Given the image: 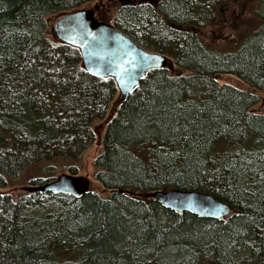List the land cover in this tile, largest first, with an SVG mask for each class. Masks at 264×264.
Returning <instances> with one entry per match:
<instances>
[{
	"label": "trees",
	"instance_id": "trees-1",
	"mask_svg": "<svg viewBox=\"0 0 264 264\" xmlns=\"http://www.w3.org/2000/svg\"><path fill=\"white\" fill-rule=\"evenodd\" d=\"M98 1L0 0V264H264V0L259 26L230 49L200 30L234 0H107L113 24L175 70H149L108 118L93 163L108 196L8 189L97 140L119 88L53 41L48 18ZM167 189L211 193L233 213L199 216L148 195Z\"/></svg>",
	"mask_w": 264,
	"mask_h": 264
},
{
	"label": "water",
	"instance_id": "water-1",
	"mask_svg": "<svg viewBox=\"0 0 264 264\" xmlns=\"http://www.w3.org/2000/svg\"><path fill=\"white\" fill-rule=\"evenodd\" d=\"M100 7L101 4L95 3L94 7L64 12L55 21L54 32L60 41L79 48L83 66L89 73L113 77L123 101L149 70L168 67L169 56L146 49L115 24L100 20L96 16ZM22 189L79 196L91 190V180L86 175L61 173L53 180ZM148 195L168 208L199 216L222 219L233 213L227 203L199 190L167 189Z\"/></svg>",
	"mask_w": 264,
	"mask_h": 264
},
{
	"label": "rangeland",
	"instance_id": "rangeland-1",
	"mask_svg": "<svg viewBox=\"0 0 264 264\" xmlns=\"http://www.w3.org/2000/svg\"><path fill=\"white\" fill-rule=\"evenodd\" d=\"M107 0H100V9H97L96 16L102 20L109 23H113L114 12L116 6H110L106 2ZM233 3L224 4L219 8L213 25H209L202 30H200V36L206 44L215 46L220 49H230L232 44L239 41L241 37L246 32H250L259 26L260 21L256 15L257 0H234ZM97 2V3H98ZM93 3L86 4L84 7H94ZM99 3V4H100ZM64 12H60L49 16V37L53 41H58L57 36L54 32V25L57 18ZM168 67L170 70L174 71V63L171 58H169ZM220 82L230 83L234 86L246 89L249 85L239 79L235 74H221L218 77ZM260 102L255 106L257 111L264 112V93H260ZM121 94L120 91L117 97L112 102L111 108L104 120H98L94 123V127L97 131L96 142L76 161L72 159H58L57 161H51L54 159L47 160L46 164L41 165L40 168L27 169L21 172L19 177L14 180L13 188H8L11 192L22 193V189L25 186L30 185L29 182L32 179L42 178L47 179L52 176H58L61 173H71L68 166L74 164L78 166L79 172L77 174L86 175L91 180V190H95L103 196H108L110 192L105 189L102 184L94 177V158L100 151L102 145V136L104 134L105 125L108 118L112 117L116 112L120 103ZM17 195V194H16Z\"/></svg>",
	"mask_w": 264,
	"mask_h": 264
}]
</instances>
